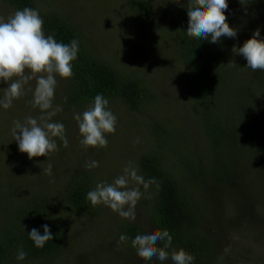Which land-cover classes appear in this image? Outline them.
<instances>
[{
	"label": "rangeland",
	"instance_id": "rangeland-1",
	"mask_svg": "<svg viewBox=\"0 0 264 264\" xmlns=\"http://www.w3.org/2000/svg\"><path fill=\"white\" fill-rule=\"evenodd\" d=\"M50 1L60 13L75 23L90 47L99 51L103 57L132 69L138 68L147 79L154 99L148 107L134 115L123 108L119 110L121 105L118 102L109 103L108 108L117 117L115 134H106L107 148L85 149L80 143L82 136L74 115L82 114L89 106H65V88H62V78L57 76L53 103L63 110L52 121L64 124L68 147H64L62 142L58 145V151L48 157L32 159L28 158L27 153L19 151L18 143L13 138V128L16 121L23 123L28 117L39 121L42 115L39 108L33 107V93L28 90L35 88V80L25 86L26 94L14 100L10 108L0 106V235L4 233L3 225L19 207L29 206L36 197L47 195L48 190L52 192L54 178L58 183L64 173L83 172L85 169L96 184H110L123 174L125 167L132 168L133 155L146 151L153 145L151 119H167L175 129H184L183 132H177L172 128L168 129L166 125L160 129L161 140L170 142L169 153L172 156L179 154L180 148H186V158L180 162L181 177L186 179L182 162H190L188 158L191 157L192 148L201 156L202 165L209 167V163L217 160L213 158L216 156L215 152L207 149L205 135L198 128L203 114L225 113L233 121V109L238 115L241 108L247 107L248 101L252 99H246L243 93L233 98L234 80L244 77L248 80L246 75L255 76V71L247 67L246 59L233 53L232 48L234 45L242 46L257 28L260 36L264 34V0H245L246 5H242L240 0H228L226 16L229 25L237 29V36L224 37L225 60L221 74L224 78L223 86L227 89L215 93L208 106L191 100L182 81L179 64L173 61L171 54L162 57L153 46L154 37L160 36L159 49L163 52L168 50L160 43L161 19L165 17L166 10L184 8L188 5V0H180L179 4L174 0H149L153 5V17L150 21L141 23L129 19L121 12L123 0ZM15 11L0 0V16L7 19ZM246 84L248 87L253 86L249 81ZM238 87L240 89L241 86ZM6 88L7 84L0 81V98L4 97ZM261 93L260 99H253L251 104H254V114L264 119L263 87ZM260 131L261 137L256 142L264 141V124ZM178 134L186 135L188 144H181L176 138ZM250 155L253 156V151ZM91 161H98L99 166L85 168V164ZM49 163L52 165L51 177L44 171ZM240 178L242 183L238 182L237 187H243L242 194L237 193L233 186L218 188L209 183L211 181L203 182L202 189L209 197L204 199L198 195L196 218L198 234L208 238L211 243L206 247L204 264H264V191L261 189L264 179L259 169L256 173H242ZM186 189L188 197L192 199L196 192L189 187ZM141 192L144 193L142 190ZM145 196L144 193L142 197ZM60 202L59 200L58 205ZM135 213L136 220L131 221L101 204V212L86 222L83 218L67 220L65 212L60 210L58 222L71 232L70 239L52 255L28 261L17 260L16 264H160L156 259L143 260L137 255V251L126 249L114 236L115 223L122 219L139 226L143 233L151 232L142 201L136 205ZM164 264H172V261L169 259Z\"/></svg>",
	"mask_w": 264,
	"mask_h": 264
},
{
	"label": "trees",
	"instance_id": "trees-1",
	"mask_svg": "<svg viewBox=\"0 0 264 264\" xmlns=\"http://www.w3.org/2000/svg\"><path fill=\"white\" fill-rule=\"evenodd\" d=\"M3 1L16 11L24 7L37 9L44 20L45 35H53L57 42L70 44L73 39L79 41L77 59L72 62L74 75L70 79H62L65 106H90L95 96L102 94L109 103L118 102L121 105L119 110L123 108L134 115L153 102L149 83L138 68L132 69L128 65L115 63L90 47L82 36L83 32L60 13L50 0ZM187 6L166 10L165 17L161 19L160 43L168 50L163 52L159 49L160 36L154 37L153 46L162 57L171 54L173 61L179 64L181 78L191 100L208 106L215 93L227 89L223 86L224 78L221 74L226 40L222 37L219 43H211L210 40L188 36ZM120 9L129 19L139 23L150 21L154 14L149 0H123ZM225 14L227 15V10ZM260 37L264 38V34ZM254 74L255 76L246 75L248 80L245 77L234 80L233 98L243 93L246 99H252L248 101L247 107L241 108L238 115L233 109V121L225 113H205L199 121L201 126L198 128L205 135L207 149L216 154L213 158L217 161L209 163V167L202 165L201 156L192 148L191 157L188 158L190 162H182L186 179L180 176V162L186 158V148H180V153L172 156L169 153L170 142L161 140L160 129L163 125L177 132H183L184 129H175L171 122L161 118L150 120L154 134L152 147L133 155L132 168L137 170L138 175L143 176L146 181H156L147 191L140 186L146 196L139 201L146 208L151 232L167 229L173 238L169 251L183 248L195 257L194 264H204L206 247L211 244L208 238H203L197 231V197H209L202 189L203 182L211 181L209 183L218 188L233 186L237 193L242 194L243 187H237L238 182L242 183V173H256L259 169L264 179V141L256 142L261 137L259 132L264 119L254 114V104H251L253 99L259 100L262 95L264 70H257ZM246 81L253 86L248 87ZM176 138L181 144H188L186 135L178 134ZM56 143L61 145L62 141L56 138ZM251 151L253 156L250 155ZM237 177L240 179H236ZM53 181L52 192L48 190L47 195L36 197L29 206L19 207L3 225L4 233L0 235V264H16V256L21 250L27 253L24 261L47 257L57 252L70 239L71 234L67 227L58 222L60 210L65 212L67 220L83 218L86 222L101 212V205L93 206L87 199V193L95 189L97 184L85 169L77 173L69 171L63 174L58 183L55 178ZM186 187L196 192L192 199L188 197ZM261 189L264 191V185ZM59 200L61 202L58 205ZM44 224L49 226L53 240L46 242L43 248H38L29 238L28 232L36 228L43 234ZM138 234L143 232L131 222L122 219L115 223L114 236L119 240L121 235H125L127 240L121 244L128 250L136 251L131 242ZM158 246L163 245L161 243Z\"/></svg>",
	"mask_w": 264,
	"mask_h": 264
},
{
	"label": "clouds",
	"instance_id": "clouds-1",
	"mask_svg": "<svg viewBox=\"0 0 264 264\" xmlns=\"http://www.w3.org/2000/svg\"><path fill=\"white\" fill-rule=\"evenodd\" d=\"M179 4L180 0H174ZM246 5L245 0H240ZM228 9V0H188L187 34L190 37L210 40L219 43L222 37L235 38L237 29L230 26L225 14ZM44 20L37 9L24 7L15 11L5 19L0 16V81L7 84L0 106L8 109L14 100L25 95V86L35 80V88H29L33 93L32 105L39 108L42 115L37 118L28 117L25 122H14L13 138L18 143L19 151L27 153L28 158L46 156L58 151L56 138L68 147L66 129L63 123L53 122L52 118L63 109L54 105L57 76L70 79L73 73L72 62L77 59L79 41L73 39L70 44L57 42L53 35H45ZM233 53L243 56L247 67L253 71L264 70V38L260 37L257 28L253 35L242 46L232 48ZM109 101L97 94L93 103L81 114L74 115L78 122L79 132L82 136L80 143L85 149L107 148L106 134H115L117 117L108 108ZM19 133V134H18ZM98 161L85 164V168L98 167ZM48 176H52V165L44 169ZM154 179L145 180L138 175L137 170L125 167L123 174L114 179L112 183L100 182L95 189L87 193V199L93 206L105 205L118 213L122 218L136 220L135 208L144 193V190L155 183ZM130 185H134L131 186ZM43 234L32 228L28 232L29 238L38 248L53 240V234L47 224L43 226ZM172 235L167 229L138 234L132 240V246L137 255L145 261L156 259L164 264L169 259L172 264H194L195 257L183 248L179 250L172 247ZM127 240L121 235L119 243ZM162 243L163 246H158ZM27 253L19 251L16 259L24 260Z\"/></svg>",
	"mask_w": 264,
	"mask_h": 264
}]
</instances>
